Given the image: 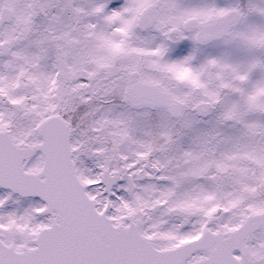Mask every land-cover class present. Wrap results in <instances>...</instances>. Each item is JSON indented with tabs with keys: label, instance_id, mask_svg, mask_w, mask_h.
<instances>
[{
	"label": "snow or ice",
	"instance_id": "snow-or-ice-1",
	"mask_svg": "<svg viewBox=\"0 0 264 264\" xmlns=\"http://www.w3.org/2000/svg\"><path fill=\"white\" fill-rule=\"evenodd\" d=\"M0 264H264V0H0Z\"/></svg>",
	"mask_w": 264,
	"mask_h": 264
}]
</instances>
